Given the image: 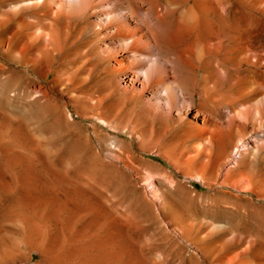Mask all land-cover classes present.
<instances>
[{
  "label": "rangeland",
  "instance_id": "obj_1",
  "mask_svg": "<svg viewBox=\"0 0 264 264\" xmlns=\"http://www.w3.org/2000/svg\"><path fill=\"white\" fill-rule=\"evenodd\" d=\"M15 1L0 0V6L9 10ZM130 1L145 15L147 0ZM26 8L13 9L0 27V45ZM91 18L50 20L56 33L33 70L0 46V192L6 227L18 230L4 236L0 230V242L21 241V261L14 264H217L218 251L211 245L216 249L227 226L264 230L259 207L252 216L241 208L246 217L240 219L238 201L228 197L221 177L208 185L199 176L213 162L206 158L203 168L186 163L200 152L196 135L185 131L189 126L166 117L159 122L147 97L130 99L118 92L121 75L111 69V58L101 60L100 31ZM32 30L33 41L44 40L36 27ZM132 61L131 67L138 65L137 58ZM37 84L47 87V97L34 92ZM84 104L95 105L91 114ZM111 153L128 156L131 166ZM222 167L227 168V157ZM90 172L98 182L84 178ZM146 174L161 184L164 207L156 209L145 198L140 175ZM102 180L121 192L99 198L94 190ZM211 221L218 230L206 229ZM219 253L217 258L224 252Z\"/></svg>",
  "mask_w": 264,
  "mask_h": 264
},
{
  "label": "bare ground",
  "instance_id": "obj_2",
  "mask_svg": "<svg viewBox=\"0 0 264 264\" xmlns=\"http://www.w3.org/2000/svg\"><path fill=\"white\" fill-rule=\"evenodd\" d=\"M192 1L187 5L182 0H147V10L142 15L130 0H123V3L120 0H16L9 10L0 6V27L10 20L11 14L23 11L24 7L29 9L26 8L28 11L23 12L2 36L3 45L0 46L7 53L23 57L25 67L33 70L40 54L49 47V37L56 33V27L53 30L50 26L53 21L67 23L79 16L95 18L96 28L100 31L99 41L103 45L100 47L98 42L97 51L103 55L101 60L111 58V69L121 75L118 92L130 99L147 97L157 109L154 117L159 122L166 117L174 123L188 125L189 129L185 131L196 135V149L200 152L187 158L186 163H197L203 168L205 159L211 160L213 167L209 171H198L204 183L210 185L221 177L220 184L227 186L228 197L238 201L235 211L240 219L244 217L241 208L252 216L255 207H259L264 226V0ZM26 16L31 21H27ZM33 27L37 28L43 41H33ZM133 58L138 59L135 67L130 66ZM107 82L105 86L109 87ZM107 87L104 93L109 89ZM34 92L48 96L44 84L34 85ZM99 99L102 103L103 98ZM84 105L88 106L87 110L90 108L89 104ZM90 109L91 114L93 109ZM136 126L132 127L135 129ZM141 132L132 129L137 135ZM124 154L128 155L127 152ZM111 155L131 166L128 156L123 153ZM226 157L225 169L222 166ZM135 171L139 173L138 169ZM93 175L97 176L96 173ZM93 175L90 172L84 178L92 180V176L97 181ZM103 180L94 190L99 198L109 200L121 192L104 184ZM140 184L145 189V198L156 209L165 206L161 184L154 175H140ZM111 204L114 206L115 202ZM4 209V197L0 192L3 236L5 232L18 231L15 225L6 227ZM205 226L211 231L219 228L212 221ZM223 234V239L215 242L216 249H213L214 243L211 245V250H217L218 255L224 252L213 258L217 264L225 260L227 264H264L263 229L227 226ZM20 243L5 246L4 241L0 242V264L21 261L17 254Z\"/></svg>",
  "mask_w": 264,
  "mask_h": 264
}]
</instances>
